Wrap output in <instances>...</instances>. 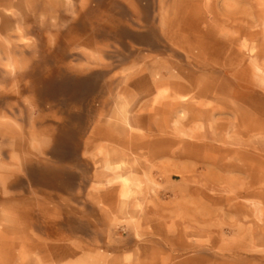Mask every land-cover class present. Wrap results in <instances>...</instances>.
<instances>
[{
  "label": "rangeland",
  "instance_id": "rangeland-1",
  "mask_svg": "<svg viewBox=\"0 0 264 264\" xmlns=\"http://www.w3.org/2000/svg\"><path fill=\"white\" fill-rule=\"evenodd\" d=\"M0 264H264V0H0Z\"/></svg>",
  "mask_w": 264,
  "mask_h": 264
},
{
  "label": "bare ground",
  "instance_id": "bare-ground-1",
  "mask_svg": "<svg viewBox=\"0 0 264 264\" xmlns=\"http://www.w3.org/2000/svg\"><path fill=\"white\" fill-rule=\"evenodd\" d=\"M29 19L32 18V14L22 13L21 18L23 22L27 23ZM18 19V18H17ZM72 43L78 42L79 38H76V35H73L71 38ZM258 70H262L257 66ZM263 72V71H262ZM126 104L125 102H121L119 106L116 108V117L120 119L122 123H127V115H126ZM125 163L122 161H118L114 166L111 167V163L107 160L105 161L104 168L107 170H115L117 172L115 176L111 179H108L107 182L110 181H117L119 183V199L121 202H125L131 198H135L137 194V189L139 187L138 182L136 179L130 176V174L124 171Z\"/></svg>",
  "mask_w": 264,
  "mask_h": 264
}]
</instances>
